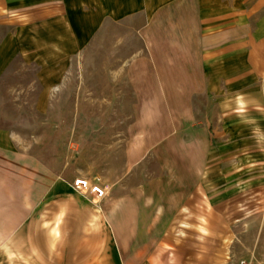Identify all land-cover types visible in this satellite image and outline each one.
Instances as JSON below:
<instances>
[{
  "label": "crops",
  "instance_id": "crops-1",
  "mask_svg": "<svg viewBox=\"0 0 264 264\" xmlns=\"http://www.w3.org/2000/svg\"><path fill=\"white\" fill-rule=\"evenodd\" d=\"M248 1L166 0L155 23L143 2L142 64L111 71L109 99L62 103L111 113H96L90 132L75 120L54 135L62 150L50 149L48 161L34 153L3 161V189L27 211L18 231L32 264H238L223 224L232 168L209 164L231 153L213 149L212 137L236 135H213L197 98L217 97L229 131L232 118L264 110V0ZM76 177L99 180L107 197L97 204L76 193Z\"/></svg>",
  "mask_w": 264,
  "mask_h": 264
},
{
  "label": "rangeland",
  "instance_id": "rangeland-1",
  "mask_svg": "<svg viewBox=\"0 0 264 264\" xmlns=\"http://www.w3.org/2000/svg\"><path fill=\"white\" fill-rule=\"evenodd\" d=\"M165 1L4 0L0 12V264L33 262L31 245L18 231L27 211L17 204L15 190L3 189L9 179L3 161L16 163V156L32 153L48 161L50 149L62 150L54 135L68 133L75 120L77 125H91L90 132L97 124L96 113H111L64 109L62 103L109 99L111 94L103 92L110 86L111 71L143 61L139 55H143L149 19L138 13L139 8L143 2L150 3L155 23L159 5ZM152 32L153 38L159 36L158 29ZM214 101L217 97L197 98L201 119L212 122L213 135H236L232 141L212 137L213 149L231 152L209 163L232 168L224 179L230 188L224 202L231 210L224 229L240 259L254 255L264 261V110H249L246 121L232 118L229 131ZM214 182L221 184L222 176L214 175ZM220 192L215 189L218 199ZM200 229H205L202 223Z\"/></svg>",
  "mask_w": 264,
  "mask_h": 264
},
{
  "label": "built area",
  "instance_id": "built-area-1",
  "mask_svg": "<svg viewBox=\"0 0 264 264\" xmlns=\"http://www.w3.org/2000/svg\"><path fill=\"white\" fill-rule=\"evenodd\" d=\"M72 189L85 198L99 204L108 195V190L99 180L91 181L88 178L76 177L70 182ZM238 264H264L263 260H258L254 255L242 258Z\"/></svg>",
  "mask_w": 264,
  "mask_h": 264
}]
</instances>
